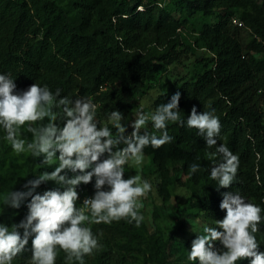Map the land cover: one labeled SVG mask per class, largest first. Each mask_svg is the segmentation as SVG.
Listing matches in <instances>:
<instances>
[{
	"label": "trees",
	"instance_id": "obj_1",
	"mask_svg": "<svg viewBox=\"0 0 264 264\" xmlns=\"http://www.w3.org/2000/svg\"><path fill=\"white\" fill-rule=\"evenodd\" d=\"M82 3L90 8L86 0ZM107 5L94 17L90 11L85 16L71 14L56 0H0V74L14 79L17 93L38 83L53 92L61 89L62 96L91 97L103 126L113 110H119L130 123L137 98L159 82L170 64L189 57L197 48L210 52L198 59L201 69L160 84L162 90L153 108L168 103L179 91L183 119L193 106L198 113L214 109L221 123L216 146L224 144L239 156L232 186L217 188L206 155L215 147L207 148L198 131L186 124L170 122L167 131L172 142L158 149L148 146L144 153L152 154L158 163L170 161L178 171L193 163L200 165L191 173L195 182L191 206L217 220L226 215L219 207L224 192H238L246 202L261 207L262 221L255 236L258 250L264 252V0H111ZM197 14L202 15V23L190 40L182 29ZM56 123L63 126V121ZM131 131L129 125L127 132ZM148 131H154L151 123ZM28 157L24 173L12 179L7 192L27 191L24 185L47 170L37 157ZM61 174L73 175L68 170ZM130 176L133 172L125 168L124 178ZM94 183L95 178L78 186L77 207H81L83 195H94ZM47 186L48 182L42 183L34 194H43ZM30 199L23 200L19 208L3 204L0 223L8 227L19 224L28 213ZM95 234L102 246L95 256L105 262L112 247H120L126 254H147L156 264L166 263L181 245L191 248L187 240H165L159 229L149 232L143 220L139 227L126 220L101 223ZM215 247L222 250L219 242ZM20 257H31V238ZM237 264H250V260Z\"/></svg>",
	"mask_w": 264,
	"mask_h": 264
},
{
	"label": "clouds",
	"instance_id": "obj_2",
	"mask_svg": "<svg viewBox=\"0 0 264 264\" xmlns=\"http://www.w3.org/2000/svg\"><path fill=\"white\" fill-rule=\"evenodd\" d=\"M15 90L14 79L0 74V128L5 141L17 154L43 156L42 165L58 166L29 180L24 185L27 191L11 190L3 195V204L11 208H19L23 200L31 199L28 213L19 224L8 227L0 223V264H13L24 253L30 238L29 264H56L60 252L65 254L66 264H85L84 257L101 248L91 225L126 220L139 227L143 220L141 198L152 190V185L139 173L125 179V166L140 165L146 147L158 149L171 143L173 137L167 131L170 122L196 129L207 148L215 147L206 155L212 162L210 178L218 182V189L232 186L237 174L239 156L224 144L216 146L221 123L215 110L198 113L193 106L187 119H183L179 91L153 111L145 112L140 105L128 133L129 125L122 123L124 117L119 110L111 111L107 123L101 126L91 97L62 96L61 89L53 92L38 83L19 93ZM58 120L63 121L62 127L56 123ZM149 123L154 131H148ZM26 133L31 134L30 140L25 138ZM199 168L193 163L190 172L196 173ZM65 170L73 175H62ZM93 178L94 195L77 207L78 186L91 183ZM47 181H55L63 191L34 194ZM222 196L219 207L226 215L215 220V226H203L202 234L192 241L188 260L198 264H237L249 259L250 264H264V252L258 250L255 236L262 221L261 207L246 202L238 192H224ZM216 242L222 250L215 247Z\"/></svg>",
	"mask_w": 264,
	"mask_h": 264
},
{
	"label": "rangeland",
	"instance_id": "obj_3",
	"mask_svg": "<svg viewBox=\"0 0 264 264\" xmlns=\"http://www.w3.org/2000/svg\"><path fill=\"white\" fill-rule=\"evenodd\" d=\"M59 4L65 6L71 11V14L86 15L88 11L95 15L105 9L107 3L111 0H100L98 3H91L92 0H86L88 6H84V0H56ZM93 5V6H92ZM141 9L140 5L137 7ZM210 18V17H209ZM202 15L194 16L193 21H188L182 31L183 35L192 40L196 35L197 30L202 23ZM205 49L197 48L189 57L181 61L174 62L169 65V71L163 73L159 82L153 83V87L148 89L146 93L137 98V108L140 105L144 106L145 112L153 111L154 99L162 90L160 84H166L169 79L181 75H191L194 71L201 69L202 64L198 60L203 55H209ZM136 111L133 114L135 119ZM132 120V121H133ZM130 121V123L132 122ZM122 123H129L124 119ZM129 123V125H130ZM150 124V123H149ZM59 126V125H58ZM5 133L0 128V208L3 205V195L7 192V185L12 183V179L17 175L24 173V168L29 159L30 153L25 152L17 154L13 152L11 146L4 139ZM26 139H31V134H25ZM39 165H42L43 156L37 157ZM46 171L54 167L43 165ZM126 169L131 170L133 174H141L142 177L148 180L152 185V190L143 198L141 203L143 207L140 209V214L143 216V221L149 232L159 229L165 240H187L189 244L197 237V234H202L204 225L215 226L214 221L217 220L214 216L203 213L199 208L191 206L192 203V186L194 180L191 178L190 168L176 170L174 164L170 161L158 163L155 161L152 154L144 153L143 162L140 165L132 163L126 165ZM47 190L59 189L63 191V186L55 181H47ZM183 220L180 224V220ZM99 224L91 225L92 231L95 234ZM100 243V241H99ZM181 249L170 253L168 261L164 264H183L189 263L188 252L191 248L181 245ZM99 250H102V246ZM113 252L109 253V258L101 260L97 258L95 253L91 256H85V264H156L151 263L147 254L133 252L126 254L120 247H112ZM95 252V251H94ZM30 258L18 256L13 264H29ZM102 261V262H101ZM56 264H66L65 254L60 252L56 259Z\"/></svg>",
	"mask_w": 264,
	"mask_h": 264
},
{
	"label": "built area",
	"instance_id": "obj_4",
	"mask_svg": "<svg viewBox=\"0 0 264 264\" xmlns=\"http://www.w3.org/2000/svg\"><path fill=\"white\" fill-rule=\"evenodd\" d=\"M140 7H141V6H140ZM233 21H234L235 23L239 24V25H242V22L239 21V19H237V18H235V17L233 18ZM88 197H91V196L88 195V194H85V195H83V196L81 197V205H82L84 199H85V198H88Z\"/></svg>",
	"mask_w": 264,
	"mask_h": 264
}]
</instances>
